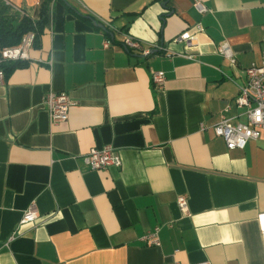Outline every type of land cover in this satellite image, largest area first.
<instances>
[{"label": "crops", "instance_id": "0c3cea01", "mask_svg": "<svg viewBox=\"0 0 264 264\" xmlns=\"http://www.w3.org/2000/svg\"><path fill=\"white\" fill-rule=\"evenodd\" d=\"M4 1L34 22L47 0H6L22 15ZM194 1H48L30 58L0 85V264H264V129L228 149L210 128L245 120L235 99L261 61L264 0ZM196 23L186 51L176 37ZM51 90L74 102L64 122L43 106ZM105 146L119 167L83 163Z\"/></svg>", "mask_w": 264, "mask_h": 264}, {"label": "built area", "instance_id": "2783aa9c", "mask_svg": "<svg viewBox=\"0 0 264 264\" xmlns=\"http://www.w3.org/2000/svg\"><path fill=\"white\" fill-rule=\"evenodd\" d=\"M4 4L11 7L19 14L22 11L14 7L9 1H4ZM195 6L200 13H204L207 9L199 0L194 1ZM202 30L199 23H196L184 29L176 40L183 42L185 50H193L195 37ZM36 33L34 30L28 31L22 35L18 44L0 48V66L7 62L26 61L29 57V49L35 41ZM123 44L130 49H139L144 54H150V48L144 49L142 43L136 39L125 36ZM108 46L106 42L104 44ZM218 51L224 57H227L231 62L234 58L230 52L226 42L219 45ZM182 55L188 59H192L191 52H184ZM50 64V63H49ZM246 81L238 89V94L235 99L236 104L244 108V121H232V119L222 116L221 119L212 125L210 128L215 136L223 139L225 146L228 149H242L250 140H254L259 136L260 130L264 129V33L261 38V61L259 64H251L245 69ZM4 71L0 67V85L3 83ZM151 82L155 87L161 88L165 82V75L162 71H152L150 75ZM74 105V102L65 92L48 91L43 97V106L46 109L51 123H61L66 121L69 109ZM206 127L201 124L200 130H205ZM83 163L91 169H106L109 166L119 167L121 164L119 156L112 150L111 147L105 146L102 148H91L82 156ZM187 198L184 195H179L176 200L178 208L186 213L188 208ZM36 219V211L34 205H30L23 213L18 225L32 224ZM150 243L158 244L155 234H149ZM166 264H178L176 262ZM195 264H207V262H198Z\"/></svg>", "mask_w": 264, "mask_h": 264}, {"label": "trees", "instance_id": "16d2710c", "mask_svg": "<svg viewBox=\"0 0 264 264\" xmlns=\"http://www.w3.org/2000/svg\"><path fill=\"white\" fill-rule=\"evenodd\" d=\"M48 1L43 4L39 18L34 22L26 15H8L7 8L0 5V48L18 44L22 35L28 31L34 30L37 34H40L46 19ZM20 64H22V61L7 62L0 67L3 69L4 75H7L15 66Z\"/></svg>", "mask_w": 264, "mask_h": 264}, {"label": "rangeland", "instance_id": "374dc122", "mask_svg": "<svg viewBox=\"0 0 264 264\" xmlns=\"http://www.w3.org/2000/svg\"><path fill=\"white\" fill-rule=\"evenodd\" d=\"M0 5H2V4H0ZM8 12H9V14H8V15L15 14V13H13V12L9 11V10H8Z\"/></svg>", "mask_w": 264, "mask_h": 264}]
</instances>
